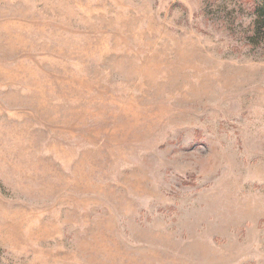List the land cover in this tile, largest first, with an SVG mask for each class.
Returning <instances> with one entry per match:
<instances>
[{"label": "rangeland", "instance_id": "374dc122", "mask_svg": "<svg viewBox=\"0 0 264 264\" xmlns=\"http://www.w3.org/2000/svg\"><path fill=\"white\" fill-rule=\"evenodd\" d=\"M0 264H264V0H0Z\"/></svg>", "mask_w": 264, "mask_h": 264}]
</instances>
